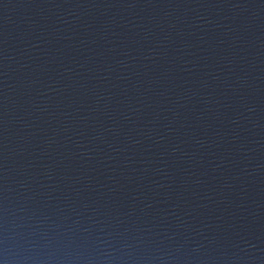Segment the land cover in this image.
Masks as SVG:
<instances>
[{
    "label": "water",
    "instance_id": "1",
    "mask_svg": "<svg viewBox=\"0 0 264 264\" xmlns=\"http://www.w3.org/2000/svg\"><path fill=\"white\" fill-rule=\"evenodd\" d=\"M0 264H264V0H0Z\"/></svg>",
    "mask_w": 264,
    "mask_h": 264
}]
</instances>
